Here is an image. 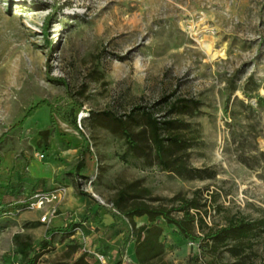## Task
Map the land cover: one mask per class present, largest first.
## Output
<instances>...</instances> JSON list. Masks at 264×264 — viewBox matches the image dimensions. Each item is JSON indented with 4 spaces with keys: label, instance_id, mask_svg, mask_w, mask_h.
<instances>
[{
    "label": "rangeland",
    "instance_id": "rangeland-1",
    "mask_svg": "<svg viewBox=\"0 0 264 264\" xmlns=\"http://www.w3.org/2000/svg\"><path fill=\"white\" fill-rule=\"evenodd\" d=\"M39 101L46 105L28 115ZM104 111L128 123L136 150ZM143 111L162 121L182 120L174 131L192 145L173 155L201 176L158 162ZM75 115L79 129L70 124ZM59 120L77 131L82 145L83 136L89 140L92 152L80 150L76 160L83 158L86 168L71 186L17 171L0 178V205L12 212H0V264H14L15 233L31 235L34 243L49 236L51 246L38 264H49L74 239L96 264L130 258L120 246L123 223L81 212L87 200L110 214L117 193L131 183L149 190L140 199L153 206L172 209L182 196L198 198L203 222L194 228L196 238L161 217L157 223L167 261L207 264L200 239L208 227H220L234 214L264 217V0H0L2 164H10L16 151L14 159L38 175L35 170L56 154L40 132L57 133ZM51 136L61 140L59 133ZM51 192L58 196L50 202L36 197ZM52 207L57 213L68 207L76 221L89 219L72 236L49 235L54 224L41 218ZM222 249L223 264H264V231L238 256Z\"/></svg>",
    "mask_w": 264,
    "mask_h": 264
},
{
    "label": "trees",
    "instance_id": "trees-1",
    "mask_svg": "<svg viewBox=\"0 0 264 264\" xmlns=\"http://www.w3.org/2000/svg\"><path fill=\"white\" fill-rule=\"evenodd\" d=\"M44 105H46L45 101H39L29 109L28 115L34 113L37 108ZM102 114L119 126L129 147L136 150L138 143L134 139V134L129 129L128 123L122 117L110 111H104ZM143 114L146 124L149 127L150 140L155 149L158 162L165 169L175 171L179 174L192 172L190 173L191 176H201V170L188 169L181 162H178V159L173 155L175 150H186L192 145L190 140L183 137L181 133L174 131L176 126L178 127V125L182 124V120L179 118H171L162 121L150 111H143ZM130 117L132 118L133 116L130 115ZM23 121L24 119L19 123L21 124ZM51 121L55 125L52 118ZM70 124L76 129L80 128L76 115L71 118ZM50 133V129H44L40 132L42 140L46 143L48 142ZM83 139L84 143L81 148V154L84 155L86 150L91 153L89 140L86 136H83ZM1 164L2 157L0 156V171ZM85 168V161L81 158L74 166V171L70 173L79 176ZM39 181L44 182L45 180ZM8 184H11L10 180ZM148 192L149 190L147 188L138 187L136 183H131L127 187L120 189L117 197L113 200L111 215L117 223H123L126 226L120 232L123 233V241L120 246L124 249H129L132 246L130 254H132L131 258L135 264H172L164 257L165 244L162 240L164 229L157 223V219L161 217L167 224L175 225L184 236L196 238L194 228L196 224L200 225L203 222V217L200 212L201 204L197 197L186 198L182 196L179 198V205L175 208L169 209L164 206H153L140 199L143 194ZM82 194L87 195L86 192ZM98 208L106 207L100 203ZM98 208L94 213L98 212ZM7 211L12 213L11 209L1 204L0 212L7 213ZM172 211L181 212V215L173 214ZM88 213L94 214L93 212ZM138 217H147L148 221L138 225L135 220ZM88 219L87 215L82 216L79 221L69 218L66 225L52 227L48 233L52 235L58 232L66 236H72L86 224ZM262 231H264V217L260 220H248L237 214L228 216L226 223L220 227H208V230L200 239L206 244L207 254L210 256L207 264H223L219 261L220 253L223 250L222 248L231 252L234 256H238L239 252L250 249L252 247V238L257 232ZM13 238L16 244L14 264H38L39 260L51 246L49 236H45L37 243H34L29 234L23 235L21 233H15ZM191 242L195 244L194 241ZM101 254L106 258L107 255L105 256V253L101 252ZM93 257L84 243L74 239L66 245L64 251L59 256L50 260L49 264H96ZM122 262L118 261L116 264H122ZM224 264H238V262L231 261Z\"/></svg>",
    "mask_w": 264,
    "mask_h": 264
},
{
    "label": "crops",
    "instance_id": "crops-1",
    "mask_svg": "<svg viewBox=\"0 0 264 264\" xmlns=\"http://www.w3.org/2000/svg\"><path fill=\"white\" fill-rule=\"evenodd\" d=\"M64 123L59 120V124L57 125L56 129L58 131L57 133L61 134V140L55 139L54 136L50 137L49 135V142L52 148L55 149L56 154L51 163L45 165V168L39 167L35 170L36 173H39L38 175L32 173V170L29 171L26 169L27 164H25L24 160L20 158L14 159L16 151H13L12 154L14 155L11 154L10 157L11 163L6 167L4 166V164H1L0 178H9L15 171H17L23 174V177L35 178L36 181L45 180L46 183H52L58 179L62 180L65 185L71 186V183L74 182V180H77V176L70 173L72 172L70 170V167L74 166V164H76L80 160L79 159L78 161H76L81 150L82 138L78 136L77 131L70 127L71 125ZM51 133H53V135L57 134L56 132ZM56 176L57 178H55ZM99 204L100 202L98 201H93L91 203L86 200L81 214H86V212L94 213L95 210L99 207ZM105 209L106 208H98L99 214L104 217L103 220L108 221L111 218L114 222L115 219L113 218L111 213L109 214ZM69 210L70 209H68V207H60L59 214H57L51 220L52 224H54V227L66 225L69 218L75 221L77 220L74 219L76 217H74V215ZM103 211H105V215ZM79 218L81 219L82 216H79ZM142 223L137 224L140 225ZM125 249L127 250L130 259H132V254H130L131 247L129 249Z\"/></svg>",
    "mask_w": 264,
    "mask_h": 264
},
{
    "label": "built area",
    "instance_id": "built-area-1",
    "mask_svg": "<svg viewBox=\"0 0 264 264\" xmlns=\"http://www.w3.org/2000/svg\"><path fill=\"white\" fill-rule=\"evenodd\" d=\"M38 157L43 159V158H45V155H44V153H39ZM57 196H58V192H51L49 194H42V193L36 194V197H38L40 199V201H42V202H44L45 200L50 202L53 199L57 198ZM32 205L35 206L36 203H33ZM56 214H57L56 208L52 207V209H49L48 212H46L42 216L41 221L49 223V222H51L52 218L56 216ZM98 257L102 261L105 260V257L103 255H98ZM131 263L135 264L132 259L127 258V256H125L123 264H131Z\"/></svg>",
    "mask_w": 264,
    "mask_h": 264
},
{
    "label": "bare ground",
    "instance_id": "bare-ground-1",
    "mask_svg": "<svg viewBox=\"0 0 264 264\" xmlns=\"http://www.w3.org/2000/svg\"><path fill=\"white\" fill-rule=\"evenodd\" d=\"M203 48L209 53L211 51V43L209 41H205Z\"/></svg>",
    "mask_w": 264,
    "mask_h": 264
}]
</instances>
